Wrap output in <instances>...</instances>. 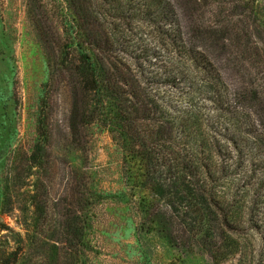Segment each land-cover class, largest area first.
Here are the masks:
<instances>
[{
	"label": "trees",
	"instance_id": "1",
	"mask_svg": "<svg viewBox=\"0 0 264 264\" xmlns=\"http://www.w3.org/2000/svg\"><path fill=\"white\" fill-rule=\"evenodd\" d=\"M64 1L69 27L48 82L64 73L70 134L94 124L107 129L122 148L131 189L160 197L186 193L196 206L195 236L210 238L216 227L209 222L207 205L216 206L218 200L203 187L217 173L227 172L222 163L217 165L220 152L251 160L255 167L250 173H258L257 186L264 188V84L243 85L240 79L239 88L231 89L213 60L246 55L245 61L259 60L264 67L254 41L256 28L248 24L257 13V0H229L230 14L219 11L213 20L204 17L212 0ZM179 10L190 23L187 34ZM43 41L50 42L46 37ZM48 142L46 118L40 114L28 159L31 170L43 166ZM39 179L34 189L21 194L26 201L18 207L24 236L14 234V247L0 246V264H85L91 249L84 214L88 199L83 204L53 199L40 205ZM151 196L139 197L140 231L166 236V212ZM15 197L0 190V212H8L4 208H12ZM112 197L128 202L125 192ZM52 214L59 217L55 225ZM231 215H223L228 227ZM52 225L57 234L49 233ZM3 238L7 244V236ZM137 243L142 260L149 263L144 243L139 238Z\"/></svg>",
	"mask_w": 264,
	"mask_h": 264
},
{
	"label": "rangeland",
	"instance_id": "2",
	"mask_svg": "<svg viewBox=\"0 0 264 264\" xmlns=\"http://www.w3.org/2000/svg\"><path fill=\"white\" fill-rule=\"evenodd\" d=\"M220 1L212 0L205 7V18L216 19L219 11L230 14V1ZM256 7L248 24L256 28L254 41L264 55V0H257ZM179 15L187 34L190 23L180 10ZM69 16L64 0H0V190L16 196L12 208L0 212V246L14 247V234L24 236V217L18 207L26 201L21 194L34 189L39 176L40 205L65 198L66 203L73 199L83 204L88 199L84 214L90 223L86 234L91 249L85 264H264V188L257 186L258 173H250L255 167L251 160L220 152L217 165L222 163L227 172L217 173L214 182L203 187L218 200L216 206L210 201L207 205L209 222L216 228L210 238L198 239L196 206L186 193L160 197L132 190L122 148L107 129L94 124L76 136L70 134V97L64 73L63 78L59 75L48 82L53 63L61 59ZM44 37L50 42H44ZM247 57H213L231 89L239 88L240 79L243 85L264 84V67L259 60L245 61ZM40 114L46 118L49 142L43 151V166L32 171L28 159L36 143ZM253 153L257 156L258 152ZM14 189L17 195L12 193ZM124 192L128 202L112 197ZM144 193L166 212V236L140 231L137 208ZM225 212L232 213L230 227L225 225ZM58 218L52 214L51 223L55 225ZM53 225L49 233L57 234ZM3 236H7V244ZM138 238L149 252V263L142 260Z\"/></svg>",
	"mask_w": 264,
	"mask_h": 264
}]
</instances>
